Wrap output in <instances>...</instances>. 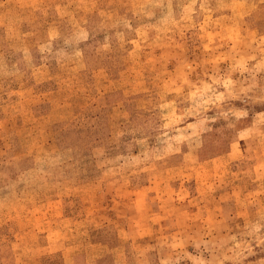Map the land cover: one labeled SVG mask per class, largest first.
I'll return each mask as SVG.
<instances>
[{
    "label": "rangeland",
    "instance_id": "rangeland-1",
    "mask_svg": "<svg viewBox=\"0 0 264 264\" xmlns=\"http://www.w3.org/2000/svg\"><path fill=\"white\" fill-rule=\"evenodd\" d=\"M0 264H264V0H0Z\"/></svg>",
    "mask_w": 264,
    "mask_h": 264
}]
</instances>
